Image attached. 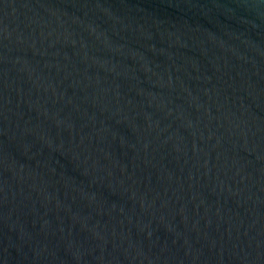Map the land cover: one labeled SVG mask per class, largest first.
I'll list each match as a JSON object with an SVG mask.
<instances>
[{"label":"water","instance_id":"water-1","mask_svg":"<svg viewBox=\"0 0 264 264\" xmlns=\"http://www.w3.org/2000/svg\"><path fill=\"white\" fill-rule=\"evenodd\" d=\"M0 264H264V0H0Z\"/></svg>","mask_w":264,"mask_h":264}]
</instances>
